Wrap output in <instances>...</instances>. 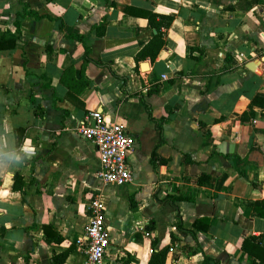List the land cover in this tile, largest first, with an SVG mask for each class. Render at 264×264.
I'll use <instances>...</instances> for the list:
<instances>
[{"label": "crops", "instance_id": "1", "mask_svg": "<svg viewBox=\"0 0 264 264\" xmlns=\"http://www.w3.org/2000/svg\"><path fill=\"white\" fill-rule=\"evenodd\" d=\"M151 14L174 15L154 59ZM4 39L0 264H89L94 195L104 264H148L154 241L165 264H264V0H0ZM94 110L136 138L127 185L78 132Z\"/></svg>", "mask_w": 264, "mask_h": 264}, {"label": "built area", "instance_id": "2", "mask_svg": "<svg viewBox=\"0 0 264 264\" xmlns=\"http://www.w3.org/2000/svg\"><path fill=\"white\" fill-rule=\"evenodd\" d=\"M78 132L96 146L100 159L99 176L104 183L124 186L132 181L127 157L135 146L136 138L124 125L107 120L101 111L94 110L80 122ZM89 211V222L85 228L87 261L89 264H104L110 233L100 196L94 195L90 199Z\"/></svg>", "mask_w": 264, "mask_h": 264}, {"label": "trees", "instance_id": "3", "mask_svg": "<svg viewBox=\"0 0 264 264\" xmlns=\"http://www.w3.org/2000/svg\"><path fill=\"white\" fill-rule=\"evenodd\" d=\"M27 14H32V12H29V11H26L24 12V15H27ZM36 17L39 18V16L36 14V13H33ZM159 18V20H158ZM174 19V15H156V14H151L149 15V22H150V25L154 28H156L157 30V34L155 35L154 39L142 50V53L144 56H150L152 59H154L156 57V55L158 54V52L160 51V49L162 48V46L165 44V40L162 39V31H161V28L164 26V27H167L168 25H170V23L173 21ZM19 26H20V22L17 20L16 21V27L17 29H19ZM15 46V41L12 40H2L0 41V49H7V48H14ZM89 49L86 47V52L88 51ZM152 50V51H151ZM86 61L87 58H86ZM98 65L100 66H103L105 65L104 63L102 62H97ZM69 72V71H68ZM66 74H67V71L64 73L63 77H62V80H64V82H66ZM88 85V80L85 79L83 82H82V85L79 86V89L78 91H80L82 88H84L85 86ZM21 136V134H20ZM15 180H14V184H13V189H16L18 191H20L22 194H25L26 193V183L23 181V177L20 176V175H15ZM252 205L254 206V209L256 210V212L261 216V217H264V201L261 202V205L259 206L258 203H252ZM200 221H195L194 222V226L197 227L198 226V223ZM181 227V226H180ZM51 228V227H44V230L46 231L47 233V230ZM62 237L56 233L54 235V239L52 240L51 238H49V236L47 237V242H52V241H55V242H59L61 241ZM243 248H245V244L243 246ZM170 250V247L169 246H166V247H163L161 249H158L157 246H156V242L154 241L153 242V249H152V254H151V257L148 261V264H165V260H166V256H167V253L168 251ZM60 259L61 262H63L66 258V255L65 254H62V255H58V256H54L53 259H54V262L56 263V260ZM205 264L208 263V261L206 260V262H204Z\"/></svg>", "mask_w": 264, "mask_h": 264}, {"label": "water", "instance_id": "4", "mask_svg": "<svg viewBox=\"0 0 264 264\" xmlns=\"http://www.w3.org/2000/svg\"><path fill=\"white\" fill-rule=\"evenodd\" d=\"M249 69L254 70V63L251 66H249Z\"/></svg>", "mask_w": 264, "mask_h": 264}]
</instances>
